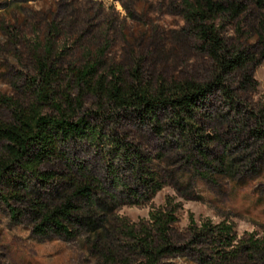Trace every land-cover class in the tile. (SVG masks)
<instances>
[{
  "label": "rangeland",
  "instance_id": "374dc122",
  "mask_svg": "<svg viewBox=\"0 0 264 264\" xmlns=\"http://www.w3.org/2000/svg\"><path fill=\"white\" fill-rule=\"evenodd\" d=\"M185 1L0 0V121L11 122L15 112L32 107L42 115H57L52 104L38 97L35 76L40 63L61 73L46 93L62 108L66 97L74 100L81 93L69 81V71L87 60L97 62L100 71L137 69L143 84L161 75L206 80L209 67L201 60L195 39L184 37ZM252 13L239 20H216L230 45L246 48L247 42L255 58L248 66L249 81L242 72L227 79L232 100L214 90L197 109L192 123L204 137L201 146L174 131L164 117L161 136L128 117L102 125L106 131L117 130L148 161L146 168L160 187L154 196L136 183L124 156L104 142L62 144L61 160L40 168L54 174L53 180H30L32 196L13 198L10 189L0 185V264L140 262L131 235L141 237L143 231H150V213L158 210L173 212L170 234L172 244L180 249L158 264H201V252L214 259L208 241L191 244L195 240L189 235L190 218L197 226L230 224L237 239H263L264 147L254 131L258 124L264 125V60L258 56V23ZM82 94L74 119L96 109L92 95ZM90 123L97 125L92 119ZM77 168L95 182L90 202L73 201L74 221L64 223L74 237H39L33 232L37 222L31 202L57 204L53 189L65 186ZM11 209L16 210L15 217Z\"/></svg>",
  "mask_w": 264,
  "mask_h": 264
},
{
  "label": "trees",
  "instance_id": "16d2710c",
  "mask_svg": "<svg viewBox=\"0 0 264 264\" xmlns=\"http://www.w3.org/2000/svg\"><path fill=\"white\" fill-rule=\"evenodd\" d=\"M185 6L184 37L195 39L201 60L209 67L210 75L204 81L161 75L143 84L137 69L128 73L120 67L100 71L97 62L87 60L69 71V81L79 86L81 93L74 100L66 97L62 108L46 93L51 85L58 82L61 73L40 63L35 76L40 87L38 97L44 104H52L57 115H42L32 107L28 112H15L11 122L0 121V185L9 188L13 198L18 199L21 195L26 198L35 193L30 180L43 183L53 180L54 174L41 172L40 168L51 160L60 159L59 147L70 142L95 146L104 142L111 146L118 155L124 156L125 163L135 172L136 183L154 196L160 187L146 168L148 161L119 137L117 130L106 131L102 126H109L121 118L128 117L139 125H149L159 136L162 134L160 120L167 118L174 131L187 135L185 139L191 144L201 146L204 137L192 123L197 109L214 90L232 100L226 86L227 79L236 72H242L245 80L249 81L248 66L255 58L247 42L243 44L246 48L230 45L219 32L216 20L219 17L239 20L244 13L253 12L254 21L258 23L255 33L258 56L264 60V0H186ZM82 91L90 93L96 100V109L74 119L76 110L82 105ZM90 119L97 125L91 124ZM254 133L264 147V125L258 124ZM78 169L73 171L74 177L66 181L65 186L53 189L52 196L59 199L57 204L49 206L39 201L31 202V214L37 222L33 232L39 237L50 234L67 240L74 237L73 231L64 223L74 221L73 213L77 209L73 201L90 202L91 187L95 182L83 169ZM10 211L14 217L17 215L15 209ZM174 220L173 212L158 210L150 213V231H143L141 237L131 235L142 260L134 264H158L162 257L180 250L172 244L170 224ZM188 230L195 240L191 244L201 239L208 241L215 254L210 260L201 252V264H264V238L249 236L237 239L230 224L202 223L197 226L192 218Z\"/></svg>",
  "mask_w": 264,
  "mask_h": 264
}]
</instances>
